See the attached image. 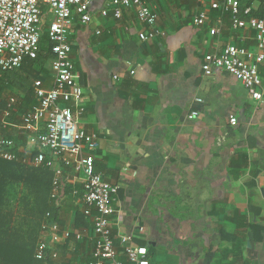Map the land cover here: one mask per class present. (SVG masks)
Returning a JSON list of instances; mask_svg holds the SVG:
<instances>
[{
    "label": "crops",
    "instance_id": "crops-1",
    "mask_svg": "<svg viewBox=\"0 0 264 264\" xmlns=\"http://www.w3.org/2000/svg\"><path fill=\"white\" fill-rule=\"evenodd\" d=\"M150 1L162 33L153 40H140L146 28L134 9L103 18L110 0L92 2L90 24L76 16L71 35L86 109L80 126L98 135L97 157L107 161L101 175L120 188L111 224L119 259L128 263L122 238L131 237L149 248L152 264H264V230L241 228H264V105L233 77L207 78L201 69L205 54L247 41L221 17L194 26L196 0ZM43 10L48 32L53 15ZM260 73L264 92V64ZM17 140L24 146L27 137ZM65 181L82 188L70 170ZM81 198L67 196L63 229L73 232ZM86 235L83 248L60 258L85 264L95 248L93 232Z\"/></svg>",
    "mask_w": 264,
    "mask_h": 264
},
{
    "label": "built area",
    "instance_id": "built-area-1",
    "mask_svg": "<svg viewBox=\"0 0 264 264\" xmlns=\"http://www.w3.org/2000/svg\"><path fill=\"white\" fill-rule=\"evenodd\" d=\"M93 1L0 0V72L20 69L25 60L37 59L44 33L45 6L53 15L48 35L54 54L50 63L51 86L41 79L35 81L37 104L32 109L20 114V102L15 97L9 98L5 107L0 105V129H16L27 137L26 144L22 146L15 139L0 134V158L52 170L54 200H58L63 193L65 172L72 171L82 181V191L75 188L73 196L82 195V213L92 218L95 248L91 264H123L111 226L112 218L117 214L120 188L96 172L95 158L89 154L99 149V137L87 133L80 126V119L85 113L83 88L72 60L74 45L71 35L76 16L82 24H90L93 20ZM198 1L203 7L193 18L194 26H207L211 12L218 11L229 16L233 32L241 33V41H254L255 46L254 50H250L238 43H230L221 52L205 54L201 66L203 75L210 78L219 72L225 73L241 82L254 101L264 105L260 73L264 64V18L250 17L260 6L264 13V0H254L253 4L244 8L239 0ZM127 9H134L138 22L146 28L139 34L141 41L153 40L162 34L157 29L158 14L150 0H110V5L102 10L101 16L109 18L112 15L114 19L121 20ZM250 32H254L255 36L249 37ZM220 33L219 27L211 30L213 36ZM17 116H20V122L15 119ZM196 117L197 112L189 119ZM230 122L237 125L238 120L231 117ZM16 150L25 157L19 156ZM34 150L36 155L31 153ZM50 217L48 214V220L42 224V237L35 251V259L44 263L49 259L59 261V247L74 235L70 229H63L59 223L51 221ZM75 237L82 241L85 236L77 233ZM122 246L129 264H152L148 248L135 245L131 237H123Z\"/></svg>",
    "mask_w": 264,
    "mask_h": 264
},
{
    "label": "trees",
    "instance_id": "trees-1",
    "mask_svg": "<svg viewBox=\"0 0 264 264\" xmlns=\"http://www.w3.org/2000/svg\"><path fill=\"white\" fill-rule=\"evenodd\" d=\"M184 1L190 2V0ZM239 1L241 2L243 8L254 3V0ZM194 3H196L197 7H203V4L198 0H196ZM210 16L211 18L221 17L223 23L227 26L226 28L230 27V30H232V27L226 23L227 19L229 18L228 15L214 11L211 12ZM250 17L263 19L264 13L262 7L260 6L259 9L252 13ZM239 35H241V33ZM248 36L254 37L255 34L254 32H250ZM252 44L253 42L249 40L243 43L242 46L250 49ZM52 48L53 43L51 42L48 32L45 29V32L43 33L40 40V52L37 59L25 60L23 66L20 69L9 72H0V105L2 107L6 106L8 98H11L12 96H15L20 102V106L18 107L20 114H25L37 104L34 83L39 79L43 81L52 79V70L50 65L51 61L54 59ZM19 117L20 116L15 117L18 122H20ZM18 132L19 131L16 129L11 131L0 129L1 136L15 139L17 143L22 145L21 143L23 141L17 140ZM16 151H18L19 156L25 157V155L20 153L19 150ZM31 153L36 155L37 151L34 150V152ZM89 154L95 158L96 172L101 175V172L103 171L102 169L104 166H106V159L98 158L96 151L89 152ZM241 163V167L246 166L247 158L244 157ZM53 181L54 173L48 168H35L23 165L18 162H9L0 158V264L71 263L66 258H60L59 261L49 259L46 263L39 262L35 259V251L42 237L41 229L43 222L48 220V214H50V220L59 223L62 227V224L64 223L62 219L64 202L67 199V196L72 194L74 191L73 185L68 184L64 179L63 193L59 196L58 200H54L52 199ZM20 191H25V195L23 197L20 196ZM12 197H20V204H23V208L29 214L27 215V219L24 220V225H21L18 228H16L14 225L16 223V209L11 207L10 202ZM74 218V237L77 233H83L84 236H87L86 233L91 232L93 229L92 218L85 216L80 211H77L74 214ZM26 226L30 228L27 231L22 230V228ZM241 228L258 231L264 230L263 227H258L256 225H251V227H248L247 224L243 225ZM86 238L87 237H84V239L80 242L76 241L75 239L70 240L62 246V249L59 247V250L64 255V252L70 247H75L76 249H79L80 247L83 248V246L88 242ZM93 243L95 245V240ZM86 254V259H84L83 262H85V264H91L93 261V253L91 254L88 252Z\"/></svg>",
    "mask_w": 264,
    "mask_h": 264
},
{
    "label": "rangeland",
    "instance_id": "rangeland-1",
    "mask_svg": "<svg viewBox=\"0 0 264 264\" xmlns=\"http://www.w3.org/2000/svg\"><path fill=\"white\" fill-rule=\"evenodd\" d=\"M10 96H12V95H10ZM12 97H15V96H12ZM20 192H21L20 196L23 197L25 195V193H24L25 191H20ZM10 203H11V207L13 209H16V223L14 225L16 226V228H18L19 226L24 225V223H25L24 220L27 219V215H29V214L23 208V206H22L23 204L22 205L20 204V197L19 198L12 197ZM31 225H32V221H31ZM33 226H34V222H33ZM29 228L30 227L26 226V227L22 228V230L27 231Z\"/></svg>",
    "mask_w": 264,
    "mask_h": 264
}]
</instances>
